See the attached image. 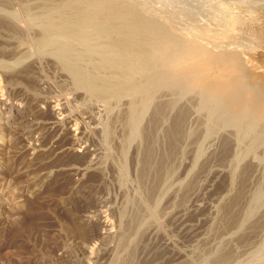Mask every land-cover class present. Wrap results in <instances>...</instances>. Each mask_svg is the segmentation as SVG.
Segmentation results:
<instances>
[{
    "label": "rangeland",
    "instance_id": "374dc122",
    "mask_svg": "<svg viewBox=\"0 0 264 264\" xmlns=\"http://www.w3.org/2000/svg\"><path fill=\"white\" fill-rule=\"evenodd\" d=\"M118 1L134 4L142 14L149 13L146 17L168 22L167 28L186 45L239 56L244 85L264 101V0ZM18 4L2 9L22 27L18 44L24 53L15 58L34 63L30 68L35 75L23 78L24 84L14 89L2 76L19 60L0 56V264H264V123L246 135L248 131L241 133L236 124L221 122L222 102L213 108L205 105L197 88L190 92L163 88L153 91L157 93L152 94L148 111L144 108L135 139H128L127 145L125 115L133 102L140 106V95L123 92L119 99L95 98L76 90L54 54L37 41V26L30 24L35 15L25 11L26 0ZM1 31L0 48L7 39ZM92 61L84 62L89 68ZM22 65L19 69L27 68ZM158 108L163 112L158 114ZM18 110L33 123L38 116L39 120L17 125ZM214 111L221 119L212 117ZM13 121L14 127L8 124ZM11 139L17 142L15 148ZM150 140L153 165H147L148 171L167 161L169 182L154 179V184L151 173L143 179L139 174ZM43 172L49 174L48 184L39 183ZM157 185L162 195L157 188L153 193ZM37 190L44 192L43 198L36 196ZM149 191L161 198H153ZM250 198L252 204L247 202ZM227 204L236 217L233 223L224 214ZM146 209L135 227L131 221L135 212ZM239 213L250 214H244L246 220ZM126 229L134 231L128 233L131 238ZM121 232L126 233L122 240L127 245L118 238Z\"/></svg>",
    "mask_w": 264,
    "mask_h": 264
},
{
    "label": "bare ground",
    "instance_id": "6f19581e",
    "mask_svg": "<svg viewBox=\"0 0 264 264\" xmlns=\"http://www.w3.org/2000/svg\"><path fill=\"white\" fill-rule=\"evenodd\" d=\"M122 2H120L118 0L117 1L116 0H26V4L24 5V8H25V11H27L28 13L32 12L31 15H33V14L35 15V17L33 15V17H34L33 19L32 18L30 19V20H32V22L30 21V24H32V26H34V25L37 26L36 27L37 28V34H35L38 36L37 41L38 40H39L38 42L41 41L40 44L42 46L48 48V50L51 51L50 54H54V58L55 57L57 58L55 60L59 62L62 69H64V72L66 71L68 73L67 75H70L72 77L73 85H74V88L76 90L77 89L79 91L82 90L85 94H89L90 96L93 95V96H95V98H97L98 96L99 97L101 96L102 98H104L105 96L106 97L110 96V98H111V96H113V97L115 96L114 98L117 99L118 97H120L121 94H123V92H131V94L132 93H135V94L138 93L140 95L141 98H139V99L136 97L138 95H135V99L136 98L138 99V102H137L138 104H139L140 99H141L140 106L137 105L138 106L137 107L135 105L136 102H133L135 106L134 105H131L130 107L128 106V111H127V114L125 115L124 124L127 127V129L129 130V132L127 131V133H129V135H127L125 137V140H126L125 144L127 143L128 139L130 140L132 137H133V139H135L134 136H136V134H137L136 132H138L137 124L139 125V123L141 122L140 117L143 118L141 115H144L146 113V111H148L146 106L149 107L150 103H148V102H150L152 100V99L150 100L152 94L157 93V92L153 93V91H156L159 89L158 90V92H159V91H161V89L163 90V88L169 89V91L171 90V92L177 91L180 89L188 90V92H190L189 89L197 88V89H199L198 91L202 94V96H201V97H203L202 101H204L205 105H206V103H208L211 107V106L216 105V104L219 105L220 102H222L224 104V106L222 104V110H221L222 111L221 112L222 119H221V116H219L217 114L218 112L215 113V111L212 113V117L214 116L213 114H216V116L217 117L219 116L218 118L221 119V122L224 121L226 124H228L229 122H232L233 123V124H231L232 126L236 124L237 126L236 125L235 126L238 127L237 129L242 130L241 133L243 131L245 133V130L248 131L247 133H245L246 135L247 134L249 135V133H251V132H255L257 127L258 126L260 127V125L264 123V101L257 94H255L253 92L254 90L252 88L249 89L244 85V83H243L244 82V80H243L244 75L242 74L244 71L243 65H242L243 63L241 62V59L239 56L234 55L232 53H228V52H213V51L207 49L206 47H204V45L203 46L197 45V44L186 45L187 42H186V44L183 43V41L185 39L184 40L182 39L183 41H181L180 39L178 40L177 39L178 35H176V33L174 34V32L172 33L169 30L170 27L167 28V25L169 24L168 22H167L168 24L167 23L164 24V22H161L159 19H155L154 15L151 16L153 19L150 18L149 16L146 17V15H148L149 13L147 14L144 12V14H142L141 13L142 10L140 8L139 9L141 11L138 10V8L136 9L135 7H132L134 4L132 5L130 3V5H129V4H126L125 2L124 3H122ZM18 3H19V0H0V31L3 30V33H4L5 37L7 38L5 46H3L4 48L2 46L0 48V56L2 57V55H4V57H8L11 59L14 58V59H16V62L19 60L18 58H20V57H18V58H15V57L17 55L24 53V49L21 47L20 44H18L20 42V35L22 32V29H21L22 27L20 25H18L17 22L14 20L15 16L13 17L9 13H6L4 11L5 9L4 10L2 9V6H5L7 8L12 9L13 6L19 5ZM127 3H128V1H127ZM8 10H10V9H8ZM160 12H162V11H160ZM35 13L37 14V16ZM160 22L164 26L161 25ZM165 25H166V27H165ZM168 26H170V25H168ZM23 28H24V26H23ZM171 29H173V28H171ZM176 30H178V29H176ZM24 31H26V30H24ZM31 33H33V32H31ZM22 34H23V32H22ZM31 36H33V35L31 34ZM55 37H58V38L56 39ZM60 37L62 39L58 40ZM2 39H4V38H2ZM102 39H104V40H102ZM76 42L78 44H76ZM229 49H230V47H229ZM180 58H187L190 61L189 66L187 68H185L184 70H181V71L171 70V66L173 65V63L176 62ZM92 60H94V64L89 63V64H91V66L88 64L89 65V68H88L86 65L87 63L85 64L84 61L93 62ZM82 62H84V64L86 66L84 64H82ZM14 63H15V61H14ZM26 63L27 62L25 59L24 60L22 59L21 62L19 60V62L15 63L14 65H10L9 68H7L8 70H5V72H3L4 74L2 77H4V81L7 83V85H10L14 89H17L16 86H18L20 83H22V82H20V80L22 81L23 78L26 79V77H29V76H30L29 78H31L32 76L35 75L34 71H33L34 69H32L33 67L30 68V66H32L34 63H28V64H26ZM17 64H20V66H16ZM22 64L23 65L26 64L25 66H27V68L24 67V69H19ZM108 71L111 72L110 75H108L109 74ZM105 72H107L108 74H106ZM103 73H105L106 75ZM24 81L22 84H24ZM24 87H25V85H24ZM255 89H256V87H255ZM27 91H28V88H27ZM181 92H182L181 95H183V91H181ZM200 93L198 94L199 96H200ZM179 94L180 93L178 92L177 95L180 96ZM186 94H187V91H186ZM128 97H130V96H128ZM201 97H199V98H201ZM114 98H113V100H114ZM125 99H126V97H125ZM133 103L131 100L130 104H133ZM175 105H174V107H175ZM206 106H205V108H207V110H208V107H206ZM144 108L146 111L143 113ZM182 108H184V107H182ZM213 108H214V106H213ZM161 109H163V107ZM204 110H206V109H204ZM158 111L159 112H157V113L159 114L161 112V110H159V108H158ZM162 112H163V110H162ZM179 113H182V112H179ZM208 114L209 113H207V115ZM210 114H211V112H210ZM219 114H220V111H219ZM182 115L180 116L181 118H182ZM35 117H37V115H35ZM35 117H34L33 121L36 120ZM180 117H177V118H180ZM212 117H210V118H212ZM16 118L17 119H15V121H18L17 125H19L20 123L32 122V120L30 121L29 115H27L25 112L20 111V110H18L16 112ZM38 118H39V116H38ZM38 118H37V120H39ZM213 119H215V118H213ZM178 120H176V122ZM36 121H35V123L32 122V124H36ZM217 121L219 122V120H217ZM179 122H180V120H179ZM8 124L13 126L16 123L13 121V122H10ZM37 124H39V123H37ZM226 124H224V125H226ZM175 125H176V123H175ZM138 128H140V127H138ZM177 129L178 128L176 126L175 130H177ZM139 132H140V130H139ZM207 132L210 133L209 130ZM244 133H243V135L245 136ZM112 135L114 136V134H112ZM172 135L173 134H171V137H172ZM108 136H110V135H108ZM103 137H105V136H103ZM245 137H247V136H245ZM252 141H253V139H252ZM130 142H132V141L130 140ZM123 143H124V141H123ZM128 143H129V141H128ZM128 143H127V145H128ZM151 143L152 142L150 140V143L148 142L147 148H145L146 151H145V154L143 157V164L141 163L142 164L141 166H143V165L144 166H143L142 170L140 171L141 173H139V174H140L141 178L143 179L146 177L150 178L149 174L151 173L152 174V175H150V176H152L151 182L155 184V181L153 182L154 179L155 180L159 179V181H163V182H164L163 179H167L166 178L167 170H166V164H165L167 161H165V162L160 161V162L155 163L154 164L155 167L153 166L155 168V170L153 169L155 171V173L152 169L149 173L148 170L150 168H147V165L149 164L148 165L149 167H152V166H150V164L153 165L151 161H152V157H153L152 150H153L154 145H152ZM10 144H11L10 146L15 148L17 142H15V140L14 141L12 140V142L10 141ZM125 144H123L124 146L122 145V147H124L123 149H125V147H126ZM122 152H123V150H122ZM124 153H125V151H124ZM238 162H236V163H238ZM167 169H169V168L167 167ZM173 169H171V171H173ZM152 171H153L154 175H153ZM168 171L170 172V169ZM76 172H77V169H76ZM169 172H168V174L170 175ZM31 173H30V175H31ZM21 175L24 176L23 174H21ZM30 175H29V177H30ZM37 175L35 174V177ZM48 175H47V173H44V172H43V174H40L39 176L41 178V181L39 183H41V184L47 183L48 184V182H47L48 180H46L49 177ZM169 175L167 176L168 179H169ZM171 176H173V175L171 174ZM32 178H31V180H32ZM168 179L166 181L169 182L170 179L169 180ZM33 180H34V178H33ZM34 181H37V180H34ZM141 181H140V183H141ZM145 181H147V180H145ZM159 181H156V183L158 184ZM27 182H25V183H27ZM29 183H27V184H29ZM142 183H143V181H142ZM152 183L150 185H152ZM230 183H228V184H230ZM161 184H162V182H161ZM163 185H164V183H163ZM158 186L159 185H157L155 187V189ZM165 186L168 187V185H165ZM152 187H154V186H152ZM149 188H146V189L148 190ZM161 188H163V187H161ZM168 188H167V190H168ZM159 189H160V187H159ZM163 189H164L163 191L165 192V188H163ZM43 190H42V192H43ZM156 190L153 193L158 192V190L157 191ZM238 190H240V189H238ZM161 191L162 190L160 189V192H159L160 194H161ZM35 193H36L37 197L38 196L39 197L44 196L43 195L44 192L42 193V195H41V191L39 193L38 190L35 191ZM162 194H163V192H162ZM146 195H148V194H146ZM149 195H151V192L149 193ZM152 195L154 198V195H156V194H152ZM158 195H156L155 197L161 198V195H160V197H158ZM259 195L260 194L258 192V196ZM151 196H149V197L151 198ZM256 196L257 195H255V198L253 197V201H254V199L256 201ZM41 198H43V197H40V199ZM251 199L252 198H250V200L248 199L249 201H247V202L249 203L251 201ZM155 200L156 199H154V201ZM36 201H38V200H36ZM156 201H159V199ZM232 201L238 202V200H232ZM235 203L236 202H234V204ZM257 203H254V206H252V207L255 208V204H257ZM152 204H154V202ZM156 204H158V203H156ZM229 204H227V207H229V209L227 208L228 209L227 213H225L224 210H222V213L224 212V214H227V220L233 219L232 217L234 215V213H232L233 209L230 208V206L233 204V202H232V204H230V206H228ZM236 204H238V203H236ZM234 206L236 207L237 205H234ZM223 207H221V208H223ZM232 208H233V206H232ZM250 208H251V206L249 207V209ZM227 209H225V210H227ZM243 210H244V208H243ZM141 211H142V208H141ZM138 212H140V210H138ZM143 212H140L141 214H143L141 216H139L140 213H138L139 214L138 215L137 212H135L136 215L140 217V219H138V221L136 219L137 217H136L135 213H134L135 216L133 215L134 216L133 219L131 218L132 223H135L134 225H135V227L137 226V228L141 222V217L144 216V214H147V209H146V212L145 211H143ZM234 212H235V209H234ZM247 212H249V210ZM239 214H238V216H239ZM244 214L245 213H243V215L240 214L241 215L240 218L243 216V219L247 220L248 217L244 218ZM249 214H245V215L248 216ZM235 218L236 217L234 216V219ZM234 219L232 220V223H233ZM237 219H239V218L237 217ZM143 220L144 219H142V222H143ZM241 220H238V223ZM246 220H245V222H246ZM228 222H230V221H228ZM245 222H242V224ZM132 223H130L131 226H133ZM144 223L147 224L146 221ZM144 223H143V225H144ZM236 223H237V221L235 222L234 227H235ZM141 225H140V227H142ZM248 225H250V224H248ZM237 226H240V225L238 224ZM135 227H134V231L136 233L137 228H135ZM102 228H103V226H102ZM126 228H128V226ZM240 228H235V229L238 230ZM129 229H133V227L129 228ZM128 230L126 229L125 231H127V235L130 236L129 235L130 231L132 232L133 230H129V231ZM134 231H133V233H134ZM124 234L126 235V233H122L121 235H119L118 238H121L120 241L123 238H125ZM132 236L134 237L135 234H133ZM130 238H131V236H130ZM123 240H122V242H124ZM122 242L120 244H122ZM124 244L127 245L125 242H124ZM123 247H124V245H123ZM126 248H127V246H126ZM71 254H74V253L71 252ZM74 255H72V257ZM221 256H223V255H220L219 257H221ZM219 257H217V258H219ZM129 258H133V257H129ZM224 258H222V260ZM69 260H71V259H69ZM219 261H221V259ZM122 264H123V262H122ZM125 264H126V262H125Z\"/></svg>",
    "mask_w": 264,
    "mask_h": 264
},
{
    "label": "clouds",
    "instance_id": "9594fccd",
    "mask_svg": "<svg viewBox=\"0 0 264 264\" xmlns=\"http://www.w3.org/2000/svg\"><path fill=\"white\" fill-rule=\"evenodd\" d=\"M190 61L187 58H180L171 66L173 71H181L189 66Z\"/></svg>",
    "mask_w": 264,
    "mask_h": 264
}]
</instances>
